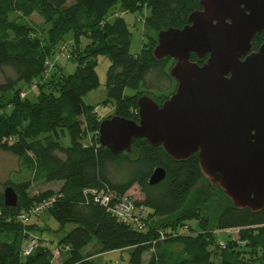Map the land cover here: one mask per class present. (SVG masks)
<instances>
[{
  "label": "trees",
  "instance_id": "1",
  "mask_svg": "<svg viewBox=\"0 0 264 264\" xmlns=\"http://www.w3.org/2000/svg\"><path fill=\"white\" fill-rule=\"evenodd\" d=\"M200 1L0 0V70L14 73L0 83V151L17 157L45 181L63 183L58 193L46 190L33 196L30 180L6 183L18 194V204L6 206L0 192V264H49L52 250L48 246L23 254L25 243L39 227L32 221L25 226L19 217L50 199L53 204L46 212L63 227L75 225L60 241L68 247L62 264H99L84 254L94 240L101 253L130 250L129 264H264V209L257 213L238 209L228 200L230 205L211 225L202 207L216 198L212 193L224 194L203 177L198 153L187 161H175L162 147L137 139L130 154L117 156L101 147L99 126L104 119L97 115L96 106L85 102L101 85L99 56L111 61L103 104L114 103L113 116L139 121L141 96L147 94L158 104L168 100L177 88L170 74L175 61L155 59L158 34L184 28L189 15L200 9ZM116 8L141 15L149 11L144 23L150 43L145 42L138 54L131 53L132 34L122 14L114 13L109 19ZM35 14L50 27L46 26L44 37L26 22ZM71 33L74 39L69 41ZM263 43L264 32L253 39V50ZM64 46L61 55L76 68L57 77L51 63ZM207 58L199 60L193 54L191 60L202 65ZM22 84L38 89L36 101L21 98ZM127 89L135 94L127 96ZM60 132L68 145L61 141ZM91 134V142L84 143ZM158 168L166 171V177L151 185ZM203 179L208 185L203 201L187 208ZM135 186L141 190L143 199L138 203L147 214L142 231L119 222L89 194L90 190H113L122 195ZM158 219L168 221L158 226ZM192 219L199 221V231L188 225ZM215 230L237 232L238 237L219 242ZM149 250H153L150 258L144 261Z\"/></svg>",
  "mask_w": 264,
  "mask_h": 264
},
{
  "label": "water",
  "instance_id": "2",
  "mask_svg": "<svg viewBox=\"0 0 264 264\" xmlns=\"http://www.w3.org/2000/svg\"><path fill=\"white\" fill-rule=\"evenodd\" d=\"M184 28L158 34L153 55L175 61V93L162 104L149 95L138 100L139 121L113 116L101 121L102 148L130 154L137 139L162 147L175 161L198 153L203 177L238 209H264V0H201ZM207 60L201 65L192 55ZM166 177L158 168L156 185ZM16 207L18 194L4 192Z\"/></svg>",
  "mask_w": 264,
  "mask_h": 264
},
{
  "label": "rangeland",
  "instance_id": "3",
  "mask_svg": "<svg viewBox=\"0 0 264 264\" xmlns=\"http://www.w3.org/2000/svg\"><path fill=\"white\" fill-rule=\"evenodd\" d=\"M122 14L123 18L127 22L130 32L132 34V44H131V53L138 54L143 47V44L145 42L150 43V39L148 36H146L148 33L145 30V23L144 18L149 15V11H145L144 14L141 15L138 11L135 13H124L121 9L116 8L115 11L110 13L109 19L114 18L115 14ZM26 22L36 29L37 32L40 33L41 37H44V33L46 32V26L48 28L49 25H45L43 20L38 15H33L30 18L26 19ZM150 36L155 37L153 33L150 34ZM69 41H72V38L74 39L73 34L71 33L69 35ZM61 50L64 52H61ZM55 56V58L52 60V65L54 66L53 69L51 68V72H57V77L62 75V73L65 72V74H72L75 71L76 64L72 63L71 61H66L65 59L67 57H63L64 55H61L65 53L66 47L64 46ZM111 65V61L109 58L105 56H99L97 58V73L100 78V87L92 92H90L85 97V102L88 105H94L97 107V115L101 117L102 119L110 118L114 115L115 109H114V103H106L103 104L107 100V88H106V80H107V71L108 68ZM52 67V66H50ZM50 76V75H49ZM7 77H14V73L10 69H4L0 70V83H4ZM22 88L21 98H29L32 101L37 100L38 95V89L37 88H30L26 85L22 84L20 86ZM23 94L25 96L23 97ZM125 94L127 96H131L135 94V91L132 89H127L125 91ZM60 139L64 143V145H68L69 142L64 137L63 132H60ZM93 134L89 135V137L85 140L84 143L88 144L91 142ZM30 180L32 182V187L29 191V194L31 196L36 195L38 193L44 192L46 190H50L54 193H58L63 186L62 182H47L42 177L36 175L30 168L24 167L21 165L20 160L6 152L0 151V192H5L7 187L6 183L8 182H20V181H27ZM207 182L203 179L202 182L199 183L198 187L194 191V193L191 195L189 202L187 204V208H196L198 207L200 202L203 201L204 194L207 191ZM130 195L135 198L136 200H142L143 196L141 194V190L138 186L133 187L129 191ZM216 196V198L207 203V205L202 207L203 210V216L208 217L210 220V224L214 225L218 213H220L226 206L230 205V202L228 199L220 193L214 194L212 193L211 196ZM175 218H169L170 222ZM168 220H155L158 226L160 223H165ZM33 224H37L39 227V230L29 237L30 239L25 243V248L29 249L31 243L33 241L38 242L35 243L37 245L41 246H48L52 250V257L49 260V264H62V262L68 257L67 248L64 245L63 242L60 243L61 240H63L67 234L72 231L75 228V225L69 224L66 226H62L58 222L55 221V219L52 217V215L49 212H43L40 216L34 217L32 219ZM146 223V222H145ZM188 225L195 231H199L200 223L196 219H192L188 222ZM186 227L179 229V231H183ZM231 234V235H230ZM228 233L226 231H220L215 230V237L219 242H226L230 236L237 239L238 233ZM34 244L33 247L36 245ZM153 250H149L144 253L143 259L144 261H147L150 258V255ZM101 248L98 243H96V240L93 241L87 248L84 250V254H86L90 259L94 260L95 262L99 264H129L130 260V250L126 251H114V252H107V253H101Z\"/></svg>",
  "mask_w": 264,
  "mask_h": 264
},
{
  "label": "built area",
  "instance_id": "4",
  "mask_svg": "<svg viewBox=\"0 0 264 264\" xmlns=\"http://www.w3.org/2000/svg\"><path fill=\"white\" fill-rule=\"evenodd\" d=\"M25 94H23V97ZM89 194L93 196L96 204L105 207L119 222L133 227L139 231L146 229V208L144 205L139 204L138 200L133 198L130 193L118 194L113 190H90ZM54 199L47 200L40 205L35 206L29 213L24 212L20 215L19 219L23 225L27 226L31 223L32 217L40 216L43 212H46L48 208L53 204ZM1 216V212H0ZM38 242L33 241L29 249L24 248L23 254L28 256L39 245ZM34 244L36 245L35 247ZM224 247V243H222Z\"/></svg>",
  "mask_w": 264,
  "mask_h": 264
}]
</instances>
